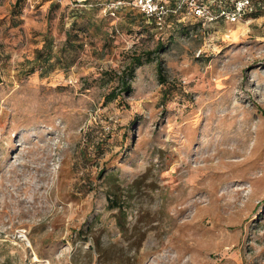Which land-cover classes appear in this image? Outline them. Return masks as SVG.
<instances>
[{"label": "rangeland", "instance_id": "obj_1", "mask_svg": "<svg viewBox=\"0 0 264 264\" xmlns=\"http://www.w3.org/2000/svg\"><path fill=\"white\" fill-rule=\"evenodd\" d=\"M116 1L0 0V264H264V0Z\"/></svg>", "mask_w": 264, "mask_h": 264}, {"label": "built area", "instance_id": "obj_2", "mask_svg": "<svg viewBox=\"0 0 264 264\" xmlns=\"http://www.w3.org/2000/svg\"><path fill=\"white\" fill-rule=\"evenodd\" d=\"M129 4L136 7L140 12L146 16L152 17L155 23V28L162 31L166 24V17L170 13H176L181 3L170 7L165 0H129ZM122 4V0H117L111 3L110 8H116ZM187 8L190 14L195 16L200 21L213 22L217 19H225L230 22L241 19L246 11L252 9L251 0H234L232 5L228 8H219L215 12L212 11L208 5L199 3L196 0H187ZM111 11V10H110ZM113 14V11L110 12ZM199 52V51H198Z\"/></svg>", "mask_w": 264, "mask_h": 264}, {"label": "trees", "instance_id": "obj_3", "mask_svg": "<svg viewBox=\"0 0 264 264\" xmlns=\"http://www.w3.org/2000/svg\"><path fill=\"white\" fill-rule=\"evenodd\" d=\"M98 1H99V0H92L93 4H97V3H99ZM112 1H114V0H112ZM196 1H198L199 3H204V4L208 5V7L212 10V8H211V4H208V3H206V2L203 1V0H196ZM216 1H217V3H216V5H215V7H216L215 11L218 10L219 8H223V7L228 8V7H230V6L232 5V3H233L234 0H232V2L230 3V4H231L230 6H225V5L223 4L222 0H216ZM87 2H88V0H87ZM87 2H86V3H87ZM105 3H106V2H105ZM180 3H181V5H182V2H180ZM175 4H176V5L179 4V1H178V3L175 2ZM175 4H174V5H175ZM185 4L187 5V2H185ZM88 5H91V3H89ZM181 5H180V7H181ZM95 6H96V5H95ZM251 6H252V9H251L250 11H246V12L244 13V15H243L244 17H245L246 15H252V14H254V7H253V5H252V0H251ZM186 7H187V6H186ZM76 10H77V11H74V12H73L74 14H72V17H71V20H72L73 22H75L74 20L77 19V16L80 14V13L78 12V11H80V10H78L77 8H76ZM77 12H78V13H77ZM140 14L143 15V16L145 17V23H149V24L155 26V23H154V20H153L152 17L146 16V15H145L144 13H142V12H140ZM172 14H174V13H170V14H168V16L166 17V24H167V26L164 27L163 30H165V29H167L168 27H171V26H172L171 23H170L169 20H168L169 17H170ZM199 21H200V20H199ZM163 30H162V31H163ZM163 48H164V46H163L162 42H161V41H158L153 49H151V50H147V51H145V53H143V54H140V53H139V54L131 55L130 58H129V61H128V63H127V65L122 69V71H121L120 74L118 75V80H119L118 85H119V87L117 88V91H119V92H121V93H122V92H124V93H129V92L131 91V87H130L129 82H128L127 79H130V78L133 76L134 68H135L136 66H139L140 64H142V56L145 55L146 60H149V59H150V56H151L152 54L158 53L160 50H163ZM41 56H42L44 62H46V63L49 62V61H48V60H49V55H45V54H44V55H41ZM157 71H158V74H159V77H160V76H161V73H162V65H161V62H160V61L157 63ZM109 94H110L109 96H111L109 99H112V98L116 97V95H117L114 91H111ZM100 173H101V172H100ZM109 202H110V206H111L112 208H115V207H116V208H118L119 210L122 209V206L117 202V200H113V199L111 198Z\"/></svg>", "mask_w": 264, "mask_h": 264}, {"label": "crops", "instance_id": "obj_4", "mask_svg": "<svg viewBox=\"0 0 264 264\" xmlns=\"http://www.w3.org/2000/svg\"><path fill=\"white\" fill-rule=\"evenodd\" d=\"M45 1H47V2H49V3L52 2V0H45ZM58 1H59V0H58ZM64 1H65V0H64ZM61 2H63V0H61Z\"/></svg>", "mask_w": 264, "mask_h": 264}]
</instances>
